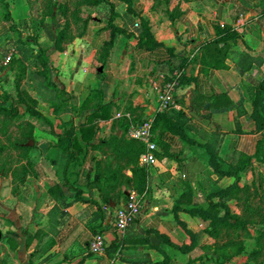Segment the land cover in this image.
Returning <instances> with one entry per match:
<instances>
[{
    "label": "crops",
    "instance_id": "obj_1",
    "mask_svg": "<svg viewBox=\"0 0 264 264\" xmlns=\"http://www.w3.org/2000/svg\"><path fill=\"white\" fill-rule=\"evenodd\" d=\"M15 6L17 15L28 11L22 0ZM83 10L84 34L64 51L54 42L48 52L61 88L73 97L74 113L67 116H56L47 102L56 133L64 118L79 127L101 104L111 117L95 122L93 145L113 136L132 140L120 119L139 125L154 116V85L176 72L190 80L176 90L190 113L189 141L165 123L155 127L157 163L140 160L148 174L141 192L125 183L133 173L114 159L113 148L90 146L80 166H67L59 148L45 145L41 162L27 165L22 181H6L12 202L0 201L7 210H0V264H217L209 222L187 209L234 182L209 165L205 145L218 129L227 132L219 149L224 170L239 154L254 156L262 138L251 116V90L264 80V0H107ZM145 26L150 36L143 37ZM217 27L238 37L211 45ZM0 28V37L12 31L6 22ZM131 193L140 197L141 214L125 235H117L116 211ZM97 232L106 234L107 244L93 255L88 245ZM245 263L239 257L229 264Z\"/></svg>",
    "mask_w": 264,
    "mask_h": 264
},
{
    "label": "trees",
    "instance_id": "obj_2",
    "mask_svg": "<svg viewBox=\"0 0 264 264\" xmlns=\"http://www.w3.org/2000/svg\"><path fill=\"white\" fill-rule=\"evenodd\" d=\"M107 0H69L62 4L54 0H46L45 15L49 16L56 27L59 28L57 37L55 39V46L58 51H64L66 46L72 43L77 37H81L87 26V21L81 16V11L84 6H99ZM6 14L4 21L10 24L12 31H16L17 27L14 19L9 11L8 0H0ZM117 29L113 28V35ZM218 37L211 45L218 46L224 40H236L238 35L229 29L216 28ZM150 36L147 26L144 27L143 37ZM17 42L20 44L18 49V58L14 57L10 65L15 63L20 71L21 79L25 76V62L32 65L34 68L32 79H40L44 87L49 91V103L56 116H67L70 103L73 102L72 95L68 94L61 88V83L58 81V72L54 68L53 63L48 56V51L43 49L34 34L23 38L21 33H16ZM111 45H107L109 47ZM217 66V62L213 64ZM219 66V65H218ZM172 72L165 76L164 82L177 81L176 88L186 85L190 80L185 78L182 73L180 76ZM98 95V96H97ZM252 113L257 132L262 133V138L258 141L257 150L254 156H247L239 154L234 160L233 164L226 170L223 169V163L219 157V149L227 132L218 129L214 133L212 142L205 145L208 151L209 165L213 171L220 177L233 178L234 182L228 187L212 194L206 195V202L191 209H187L195 216H200L203 220L209 222L207 234L215 239V255L217 257V264H229L234 258L245 257V264H263L264 263V186L261 189L257 185L246 184L242 187L240 181L244 175L251 174L255 169L254 163L264 164V80L256 84L252 90ZM101 93L95 94L94 98H99ZM31 98V97H30ZM8 95L0 98V114H6V117H17L19 113L18 107L11 105ZM31 101L36 105V101L31 98ZM26 104L28 112L30 111L34 117H39L44 120L41 113L36 111V106L32 109L29 106L28 99L19 95L16 104ZM28 104V105H27ZM240 108L237 110L239 111ZM246 110L242 107L240 114H245ZM111 117L110 108L105 105L94 106V112L89 116L87 122L79 127L74 125L72 119L67 121L63 119L61 130L56 133V147L62 152V160L66 165L80 166L86 156V152L90 146L94 148H113L114 159L118 162L124 163V167H130L133 173L132 177H125L126 184H132L135 190L141 192L146 185V178L148 176L146 167L140 166V157L146 152L145 145L137 140H126L123 137L119 138L113 136L108 141H103L99 145H93V139L96 135L95 122L99 119H109ZM190 118L188 111H168L165 113H157L153 131L157 125L161 126L163 123L167 124L168 128L174 133L178 134L183 140L189 141L186 136V126ZM47 121V120H45ZM141 124V123H140ZM5 127L7 124H4ZM119 125L128 131L131 124L126 116L120 119ZM135 125V124H134ZM138 125V124H136ZM2 134L7 133L1 130ZM238 132H241L238 130ZM27 135V136H26ZM32 132L23 135L24 140L15 145V149L19 151L18 166L13 170V180L22 181L26 177L27 165H34L29 163L28 153L34 148L28 147L25 144L30 142ZM1 140V139H0ZM11 144H13L11 142ZM7 147L0 143V155L3 154ZM27 160V164H20L23 160ZM7 163H4L3 171L6 170ZM102 164L100 163V166ZM111 176L115 178L114 175ZM100 172L98 174V178ZM263 179V178H262ZM108 180V178H107ZM251 186L254 188L252 191ZM126 197V201L128 200ZM236 201L239 206V211H233L230 205V200ZM176 206L175 211H177ZM99 233V232H97ZM251 238V241L248 240Z\"/></svg>",
    "mask_w": 264,
    "mask_h": 264
},
{
    "label": "rangeland",
    "instance_id": "obj_3",
    "mask_svg": "<svg viewBox=\"0 0 264 264\" xmlns=\"http://www.w3.org/2000/svg\"><path fill=\"white\" fill-rule=\"evenodd\" d=\"M19 1L20 0H18V2ZM8 2L10 6L9 11L14 21L15 19L18 21V23L15 21L18 30L16 29V31H11L9 35L0 37V98L4 95H8L11 101L6 105L10 107V104H13L19 109L18 116L14 118L9 116L6 117V114H0V143L7 147L6 150L2 152L3 154L0 155V181H3V184L0 182V195H2L0 201L5 205L10 206V203L12 202L10 199V185L6 184V181H9L11 177H13V170L19 164V158L17 157L20 152L15 149V145L24 140L23 135L28 133V131L32 132L33 139L25 145L34 149L28 153L27 158L29 159V163H33L35 166L36 164L38 165L42 158L41 150L45 148V145H49L48 148H56L52 142H54L56 138L58 122L54 116L50 114L52 110L47 103L50 97L49 91L44 87V84L40 79H32L34 71L32 65L25 62V76L21 79L22 76L20 75L17 64L15 63L12 66H4V61L12 49L16 47L18 51L21 47L16 41V33H21L23 38H26L30 34H34L41 47L49 52L54 46L59 28L56 27V24L49 16H44L46 13V0H22V2L28 6V11L25 15L21 13L18 15L15 14L17 0H8ZM81 12V16L85 15L84 10ZM5 14L6 11L0 3V27L2 23H5ZM20 94L28 99L29 106L32 109L36 106V111L44 116L46 115L50 117L54 124L51 121H45L39 117H34L30 111L28 112L26 104H16ZM30 97L36 101V105L33 104ZM72 108L73 106L69 109L71 112H73L71 110ZM4 124H7V126L5 127ZM1 130H4L7 134H2ZM44 140H48V142H45V144ZM11 142L13 144H11ZM31 142H33L32 145L30 144ZM28 159L23 160L20 164L26 165ZM4 163H7L5 171H3ZM254 165L256 169L251 174L244 175L240 184L242 187L246 184L252 186L257 185V187L262 189V186H264V164L255 162ZM252 186V191H254ZM230 201L233 211H239V206L236 205V201H233V198H231ZM0 210L7 212L5 209ZM248 240L251 241V238H248Z\"/></svg>",
    "mask_w": 264,
    "mask_h": 264
},
{
    "label": "built area",
    "instance_id": "obj_4",
    "mask_svg": "<svg viewBox=\"0 0 264 264\" xmlns=\"http://www.w3.org/2000/svg\"><path fill=\"white\" fill-rule=\"evenodd\" d=\"M18 55L17 48L12 49L5 58L4 66H9L13 58ZM180 76L179 73L175 74ZM165 76L160 77V81L154 85L157 93L156 113H165L168 111H188V108L178 102L176 97L177 81L164 82ZM155 115L146 118L139 125H131L128 130V137L132 140L142 142L146 147V152L141 156L140 160L146 165H154L157 163L156 151L157 145L153 141V126ZM121 115L119 114L118 117ZM128 200L116 211L113 233L117 235H125L129 228L137 221L141 214V202L137 193H131ZM107 244V236L105 233L99 232L93 235L88 249L93 255L102 254Z\"/></svg>",
    "mask_w": 264,
    "mask_h": 264
},
{
    "label": "water",
    "instance_id": "obj_5",
    "mask_svg": "<svg viewBox=\"0 0 264 264\" xmlns=\"http://www.w3.org/2000/svg\"><path fill=\"white\" fill-rule=\"evenodd\" d=\"M99 71H100V72H102V71H103V68H100V69H99ZM30 144L32 145V144H33V142H31Z\"/></svg>",
    "mask_w": 264,
    "mask_h": 264
}]
</instances>
